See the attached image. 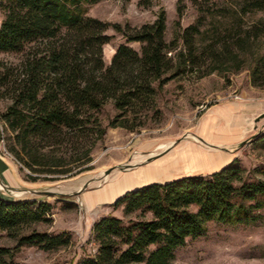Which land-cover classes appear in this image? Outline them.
Segmentation results:
<instances>
[{"label": "trees", "instance_id": "1", "mask_svg": "<svg viewBox=\"0 0 264 264\" xmlns=\"http://www.w3.org/2000/svg\"><path fill=\"white\" fill-rule=\"evenodd\" d=\"M99 1L0 0V55L11 57L0 59V100L9 101L0 122L13 136L8 152L33 174L62 176L70 173L68 165L78 168L88 162L106 133L98 114L107 101L117 111L108 128L141 127L137 116L153 106L156 90L192 69L198 58L193 48L196 26L184 31V50L169 58L175 48L164 41L163 10L152 24L122 28L86 16L87 7ZM151 2L138 0V6L148 8ZM239 10L264 13V0H242ZM110 28L124 43L106 67L103 47L112 39ZM262 34L256 31L250 37ZM134 43L139 50L130 47ZM216 70L207 68L201 76ZM261 77L260 60L251 69V84L264 87ZM261 141L264 144V137ZM112 206L134 218L124 223L108 216L94 222L91 240L96 252L79 264H171L175 251L188 239L202 236L208 222L253 223L255 213L264 209V182L244 180L234 160L210 175L127 193ZM50 211L48 203L0 200V231L16 241L15 248L0 247V264H15L13 257L21 246L49 252L70 244L66 233L20 234L48 222Z\"/></svg>", "mask_w": 264, "mask_h": 264}, {"label": "rangeland", "instance_id": "2", "mask_svg": "<svg viewBox=\"0 0 264 264\" xmlns=\"http://www.w3.org/2000/svg\"><path fill=\"white\" fill-rule=\"evenodd\" d=\"M241 1L152 0L150 7L143 8L138 6V0H101L87 7V17L111 25L118 24L122 28L127 25L133 29L152 24L160 10H163L166 17L164 41L173 44L175 48L167 57L171 58L176 52L184 50V31L190 26H196L199 32L193 35V48L198 58L192 69L168 81L161 90H156L153 106L137 116V123L141 122V127L132 131L108 128V122L117 115V111L112 102L107 101L98 114L101 126L106 128L103 139L96 142L88 162L78 168L73 167L74 164L68 165L71 171L66 175L33 174L24 168L8 152L13 136L0 122V156L10 165L19 185L50 189L58 187L56 191L66 195L96 179L80 196L46 198L45 203L51 206L46 216L48 222L31 225L20 232L29 234L36 231L52 236L66 233L71 239L70 244L49 252L21 246L14 254L15 264H79L91 258L96 252V245L91 240L94 222L108 216L121 219L124 223L134 218L124 217L122 207L114 209L111 203L94 206L91 210L82 205V198L92 194L103 183L101 173L122 163L137 164L141 162H135L137 157L152 156L156 151L169 148L174 142L177 150L191 142L202 146L194 141L198 124L215 106L260 103V100H264V87L251 84V69L260 60L264 61V13L242 14L239 10ZM178 8L181 9L180 17L177 15ZM2 19L0 13V22ZM256 31L263 34L257 38L250 37ZM107 34L112 39L103 47L106 67L116 48L124 43V38L111 28ZM248 36L250 38L244 41ZM130 47L139 50L138 44H131ZM4 58L11 59L0 55V59ZM210 67H217L218 70L201 76ZM260 79L264 81V77ZM8 105L9 101L0 100V114ZM251 123H255L257 128L255 136H250L251 131H243L239 137H234V144L219 148L234 153L232 157L242 170L244 180L264 182V144L261 141L264 137V112L253 116ZM208 148L217 149L212 146ZM197 161L196 155L190 151L179 153L176 158L167 156L142 169L139 172L141 177L136 179L133 174L126 175L116 186L106 191L114 195L116 191L129 186L127 182L130 179L139 184L153 178L163 180L177 173L193 171L200 168ZM28 177H33L35 182L32 183ZM45 178L57 181H43ZM255 216V221L248 225L208 222L202 236L188 239L183 247L175 251L171 264H264V209L256 212ZM0 247L15 248L16 241L6 232L0 231Z\"/></svg>", "mask_w": 264, "mask_h": 264}, {"label": "crops", "instance_id": "3", "mask_svg": "<svg viewBox=\"0 0 264 264\" xmlns=\"http://www.w3.org/2000/svg\"><path fill=\"white\" fill-rule=\"evenodd\" d=\"M263 112L264 100H260V103H228L215 106L211 113H208L199 121L197 137L207 145L217 149L203 148L194 143L188 144L195 152L204 155L208 163L207 168L203 164H199L200 168L182 172L178 177H173L172 179L183 176L210 175L231 164L235 160L232 157L234 153L231 150L228 152L222 151V148L219 147L234 144V137H239L243 131L245 133L251 131L252 134L250 136H255L257 128L255 123H251V118ZM240 143L241 145L243 144L242 141ZM217 157L219 158L218 160L216 159ZM15 180L18 182L17 179Z\"/></svg>", "mask_w": 264, "mask_h": 264}, {"label": "water", "instance_id": "4", "mask_svg": "<svg viewBox=\"0 0 264 264\" xmlns=\"http://www.w3.org/2000/svg\"><path fill=\"white\" fill-rule=\"evenodd\" d=\"M195 143H199L204 148L211 147L201 141L198 137H194ZM194 143V142H191ZM176 142L172 144V146L169 149H166L165 151H162L152 157L146 158L143 162L136 164H130L128 163H122L116 167H111L106 172L102 173L100 176V179L103 180V183L101 185H98L97 190L94 191L92 194L85 196L82 198V205L84 206L83 199L87 198L89 196L97 197L100 194L109 192L106 191L107 188L110 190L112 187L117 185V182L124 178L126 175H131L135 173L138 169H145L152 165L153 162L157 161L158 159L168 155L169 153H172L173 151L177 150L178 147L174 146ZM188 145V144H187ZM132 160V159H131ZM117 173V175L114 176V174ZM180 175V174H179ZM177 175L176 177H178ZM111 176V177H110ZM113 176V177H112ZM190 176H183L176 179L171 180H163V181H149L145 183H137L133 182L129 186H127L124 190H121L119 192L114 193L111 201H98L95 202L93 206L90 207L89 210H91L94 206L99 205H106L107 203H111L114 205L119 199H121L123 196H125L127 193H131L137 190H140L144 187L154 185V184H165L172 181H176L182 178H186ZM107 178H110L106 181ZM96 179H92V181L87 182L74 190L71 193H68L66 195H62L63 193H59L56 191V188L46 187V188H35V187H24L18 184V182L15 180L12 169L10 168V165L5 162L1 156H0V200L6 203H21V202H37V203H45V199L48 197L55 198V199H61L63 197L61 196H70V197H76L80 196L84 193L85 190L89 189L88 185L91 183H94ZM137 183V184H136ZM111 205V206H112ZM85 208V207H84ZM86 210V209H85Z\"/></svg>", "mask_w": 264, "mask_h": 264}, {"label": "bare ground", "instance_id": "5", "mask_svg": "<svg viewBox=\"0 0 264 264\" xmlns=\"http://www.w3.org/2000/svg\"><path fill=\"white\" fill-rule=\"evenodd\" d=\"M172 146V145H171ZM170 146V147H171ZM169 147V148H170ZM169 148H167V149H169ZM166 150V149H165ZM165 150H161V151H156L155 153H154V155H156V154H158V153H160V152H162V151H165ZM187 151H190L191 153H193L194 155H196V158H197V164H198V166H199V164H203L204 165V167H206L207 168V165H208V163H207V159L204 157V155H202V154H200V153H197V152H195L194 151V149H192L191 147H190V145H185L183 148H181V149H179V150H177L176 151V153H169L168 155H166V156H164V157H162V158H165V157H167V156H171V158L172 157H175L176 158V155L177 154H179V153H185V152H187ZM173 152H175V151H173ZM151 153V152H150ZM149 154V153H148ZM147 154V155H148ZM189 154V153H188ZM154 155H152V156H154ZM187 155V154H186ZM151 155H148V156H141V157H137L136 159H135V162L137 163V162H139V161H141V162H143L146 158H148V157H150ZM151 156V157H152ZM188 156V155H187ZM218 157H220V156H218ZM217 157V159H219ZM162 158H160V159H162ZM170 158V157H169ZM181 158V157H180ZM183 159L184 158H182L181 160L183 161ZM186 159V158H185ZM159 160V159H158ZM167 160V159H166ZM169 160V159H168ZM178 160H180V159H178ZM189 160V159H188ZM141 162H139V163H141ZM173 162H175L174 164H177V162L176 161H173ZM139 163H137L136 165H138ZM154 163V162H153ZM152 163V164H153ZM178 163H179V161H178ZM181 163V162H180ZM184 163V162H183ZM186 163V162H185ZM210 163V162H209ZM167 164V163H166ZM188 165V164H187ZM186 165V166H187ZM155 166H156V164H155ZM172 166V165H171ZM179 166H180V164H179ZM210 166H211V163H210ZM175 167V166H174ZM188 167H189V165H188ZM187 167V168H188ZM200 167V166H199ZM157 168V167H156ZM182 168V167H181ZM190 168H191V166H190ZM146 169V168H145ZM158 169V168H157ZM176 169V168H175ZM180 169V168H179ZM189 169V168H188ZM142 169H138V170H136L135 171V173L133 174V177H136V179H137V177H141V174L139 173L140 171H141ZM156 169H154V171H155ZM181 170V169H180ZM184 170V169H183ZM158 171V170H157ZM162 171V170H161ZM160 172V171H159ZM101 175H102V173H101ZM177 175H179L178 173H177ZM176 174H175V176H171V177H169V178H166V179H163V180H166V181H168V180H170V179H172L173 177H176L177 176ZM161 176V175H160ZM139 179V178H138ZM144 180V179H143ZM162 179L161 180H156V178H153V180H151V181H163ZM127 183H130V184H132L133 183V181L130 179V180H128V182ZM143 183V182H142ZM129 184V185H130ZM125 189V188H124ZM121 190H122V188H121ZM117 192V191H116ZM122 192V191H121ZM108 194H110V196L108 195ZM113 194H111L110 192H106V193H103V194H100L99 196H97V197H92V196H89V197H87L86 199H83V203H84V205L86 206V207H91V206H93L94 205V203L95 202H98V201H106V200H110V199H112V196ZM108 196H109V198H108ZM90 209V208H89Z\"/></svg>", "mask_w": 264, "mask_h": 264}]
</instances>
